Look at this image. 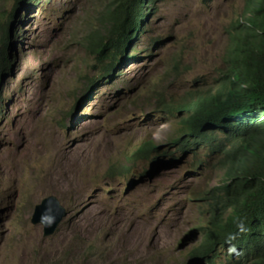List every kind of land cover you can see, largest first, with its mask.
<instances>
[{
  "label": "rangeland",
  "instance_id": "obj_1",
  "mask_svg": "<svg viewBox=\"0 0 264 264\" xmlns=\"http://www.w3.org/2000/svg\"><path fill=\"white\" fill-rule=\"evenodd\" d=\"M109 1L18 9L1 91L0 264H206L187 255L227 167L206 149L170 157L167 143L177 107L226 68L248 0H155L131 58L106 74L89 36L104 32ZM13 6L0 0V15ZM144 140L161 148L123 177L118 164ZM50 194L68 214L45 236L31 216Z\"/></svg>",
  "mask_w": 264,
  "mask_h": 264
},
{
  "label": "trees",
  "instance_id": "obj_2",
  "mask_svg": "<svg viewBox=\"0 0 264 264\" xmlns=\"http://www.w3.org/2000/svg\"><path fill=\"white\" fill-rule=\"evenodd\" d=\"M13 1L12 10L0 15V106L3 79L15 60V18L18 9L28 4V0ZM154 1L108 2L104 32L89 36V47L96 62L103 63V73L131 58L129 48L144 32L149 13L155 11ZM246 14L231 25L226 68L192 92L195 99L177 107L186 114L167 143L170 157L206 149L203 157L220 154L227 167L217 193L210 190L203 198L211 202L203 208L196 229L202 241L188 253V263L264 264V0H248ZM157 148L161 147L153 141L140 142L124 156L128 164L120 162L118 171L123 177L131 175L133 167L138 170L132 162L149 159ZM196 161V165L204 163Z\"/></svg>",
  "mask_w": 264,
  "mask_h": 264
},
{
  "label": "water",
  "instance_id": "obj_3",
  "mask_svg": "<svg viewBox=\"0 0 264 264\" xmlns=\"http://www.w3.org/2000/svg\"><path fill=\"white\" fill-rule=\"evenodd\" d=\"M67 214L68 210L59 198L54 194H50L36 204L31 216V223L42 224L44 235L48 236L55 231Z\"/></svg>",
  "mask_w": 264,
  "mask_h": 264
}]
</instances>
